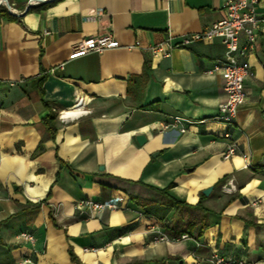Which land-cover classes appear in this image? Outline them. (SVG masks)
<instances>
[{
  "label": "crops",
  "instance_id": "crops-1",
  "mask_svg": "<svg viewBox=\"0 0 264 264\" xmlns=\"http://www.w3.org/2000/svg\"><path fill=\"white\" fill-rule=\"evenodd\" d=\"M7 1L20 14L29 0ZM223 14L221 0H59L0 16V264H75L69 249L83 264H264V28L230 123L215 119L225 93L209 72L220 39L175 46ZM103 34L119 46L71 55ZM160 42L168 56L151 54ZM85 198L117 208L85 217Z\"/></svg>",
  "mask_w": 264,
  "mask_h": 264
},
{
  "label": "built area",
  "instance_id": "built-area-1",
  "mask_svg": "<svg viewBox=\"0 0 264 264\" xmlns=\"http://www.w3.org/2000/svg\"><path fill=\"white\" fill-rule=\"evenodd\" d=\"M0 2V5L6 6L8 1L0 0ZM221 2L224 11L222 18L199 32L182 35L175 46H186L194 40L211 41L214 38L220 39L224 46V54L214 60L209 72L221 74L225 93V100L219 104L215 119L219 122L230 123L235 120L239 107L246 99L244 79L253 73L247 55L255 47L258 32L264 28V11L262 14H257V5L260 0H221ZM242 34L244 35V40L241 42L240 37ZM118 46V41L111 35L88 36L72 46L71 55L78 56L88 52H101ZM170 49L169 45L160 42L152 45L150 52L153 56L165 57L170 54ZM22 79L7 80V83L13 86L22 81ZM80 103L81 99L77 100L71 109L78 108ZM59 116L64 117L63 112H60ZM181 120L180 116H174L172 124H163L160 127L161 129H166L169 125L175 126ZM180 130L184 131V128L181 127ZM234 150L232 145L228 146L223 157L229 158L234 153ZM75 206L81 210L85 217H92L104 209L113 210L117 208L115 203H105L91 198L80 200L76 202ZM18 235L25 240L34 241V237L29 231H21ZM188 238L189 234L183 233L175 240ZM169 239L165 233L153 229L152 242L167 241ZM96 249L95 247L84 248L85 251H95ZM24 261L32 262L30 258H25ZM210 264H246V262L242 258L223 257L213 253L210 258Z\"/></svg>",
  "mask_w": 264,
  "mask_h": 264
},
{
  "label": "trees",
  "instance_id": "trees-1",
  "mask_svg": "<svg viewBox=\"0 0 264 264\" xmlns=\"http://www.w3.org/2000/svg\"><path fill=\"white\" fill-rule=\"evenodd\" d=\"M59 0H50V1H46V2H40L36 5L30 6L28 8L29 9H43L46 8L49 5H52L53 3H56ZM6 16L7 18H15L18 17L19 15H13L11 13H9L5 7H3L2 5H0V16ZM56 117L55 113H49L46 118H45V125L47 130L50 133H54V119ZM174 204H177V201H173ZM39 206V204L37 205V207ZM197 207L201 208L202 210H205V208H203V206H201L200 202L196 205ZM69 254L71 257V260L75 263V264H83L79 258L72 252L71 249H69ZM127 264H141V262H132V263H127Z\"/></svg>",
  "mask_w": 264,
  "mask_h": 264
},
{
  "label": "water",
  "instance_id": "water-1",
  "mask_svg": "<svg viewBox=\"0 0 264 264\" xmlns=\"http://www.w3.org/2000/svg\"><path fill=\"white\" fill-rule=\"evenodd\" d=\"M46 1H50V0H29L27 5H26V7H25V9H24V11L22 13H24L33 4L40 3V2H46ZM0 4H1V2H0ZM6 7L8 8V12L13 14V15H21L22 14V13L19 14V13L13 11L11 9V5L8 2L6 3ZM145 139L146 138H145V136L143 134H137L136 135V140H137V142L139 144L144 143ZM210 191H211V187L209 186V187H207V188H205L203 190V193L208 194Z\"/></svg>",
  "mask_w": 264,
  "mask_h": 264
},
{
  "label": "bare ground",
  "instance_id": "bare-ground-1",
  "mask_svg": "<svg viewBox=\"0 0 264 264\" xmlns=\"http://www.w3.org/2000/svg\"><path fill=\"white\" fill-rule=\"evenodd\" d=\"M76 112H78V111H72V112H70V113H69V111H66V112H63V115H64V116H67V115L69 116V115H73V114L76 113Z\"/></svg>",
  "mask_w": 264,
  "mask_h": 264
},
{
  "label": "rangeland",
  "instance_id": "rangeland-1",
  "mask_svg": "<svg viewBox=\"0 0 264 264\" xmlns=\"http://www.w3.org/2000/svg\"><path fill=\"white\" fill-rule=\"evenodd\" d=\"M2 6H4V5H2Z\"/></svg>",
  "mask_w": 264,
  "mask_h": 264
}]
</instances>
